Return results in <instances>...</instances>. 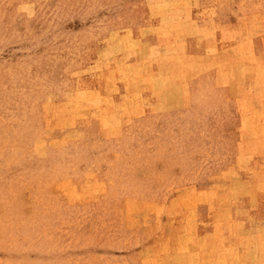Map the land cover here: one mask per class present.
<instances>
[{
    "label": "rangeland",
    "instance_id": "374dc122",
    "mask_svg": "<svg viewBox=\"0 0 264 264\" xmlns=\"http://www.w3.org/2000/svg\"><path fill=\"white\" fill-rule=\"evenodd\" d=\"M0 264H264V0H0Z\"/></svg>",
    "mask_w": 264,
    "mask_h": 264
}]
</instances>
